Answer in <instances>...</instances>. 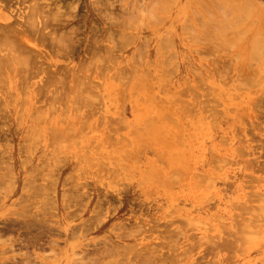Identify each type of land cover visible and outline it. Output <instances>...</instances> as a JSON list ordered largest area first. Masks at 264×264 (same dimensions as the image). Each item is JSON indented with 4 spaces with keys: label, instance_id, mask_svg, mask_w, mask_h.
I'll use <instances>...</instances> for the list:
<instances>
[{
    "label": "rangeland",
    "instance_id": "1",
    "mask_svg": "<svg viewBox=\"0 0 264 264\" xmlns=\"http://www.w3.org/2000/svg\"><path fill=\"white\" fill-rule=\"evenodd\" d=\"M0 1V264H264V0Z\"/></svg>",
    "mask_w": 264,
    "mask_h": 264
},
{
    "label": "bare ground",
    "instance_id": "2",
    "mask_svg": "<svg viewBox=\"0 0 264 264\" xmlns=\"http://www.w3.org/2000/svg\"><path fill=\"white\" fill-rule=\"evenodd\" d=\"M4 1H5V2H8L9 0H4ZM16 1H17V0H16ZM0 2H1V1H0ZM2 2H3V1H2ZM20 2H21V0H20ZM23 2H24V0H23ZM40 2H42V0L39 1V4H42V5L45 6V4H43V2H42V3H40ZM46 2H47V0H46ZM46 2H45V3H46ZM236 2H237V1H236ZM47 3H48V2H47ZM19 4H21V3H19ZM31 4H32V3H31ZM31 4H30V5H31ZM37 4H38V3H37ZM33 5H34V4H33ZM33 5H31V7H32V8H31V13L33 12L34 14H31L29 11H28L27 13H30L31 15H35V16H37V15L39 14V12H40V15H43V14H41V13L44 12V11L42 10V7L39 8V5L36 6V7H35V6L33 7ZM49 5H50V4H49ZM52 5H53V3H52ZM238 5H239L240 7H241V6H242V7H244V6H245V7H250V6L253 7V6H254L252 0H241L240 2H238ZM252 5H253V6H252ZM47 6H48V5H47ZM48 7H49V6H48ZM29 9H30V7H29ZM9 10H10V9H9ZM9 10H8V11H9ZM17 10H18V9H17ZM47 10H49V9H46V12H47ZM22 11H23V10H22ZM50 11H51V10H49V12H50ZM9 12H11V10H10ZM18 12H19V11H18ZM35 12H36V14H35ZM49 12H48V13H49ZM27 13H26V14H27ZM20 14H23V13H20ZM20 14H19V15H20ZM45 14H46V15H44V17L47 16V13H45ZM28 15H29V14H28ZM28 15H26V18H29L28 20L33 19L34 22L37 20V19L34 18V17L32 18L31 15H29V16H31V17H29ZM50 15H51V14H50ZM20 16H22L21 18H23V15H20ZM24 17H25V15H24ZM40 17H41V16H40ZM0 18H1V17H0ZM26 18H24V21H25V22H26V20H25ZM37 18H39V17L37 16ZM47 18L49 19V18H51V16L49 17V15H48ZM54 18H55V17H54ZM54 18L52 17V19H54ZM39 19H40V18H39ZM39 19L37 20V21H38V24H40V23H39L40 21H41V24H40V27H39L38 25H37V26H38L40 29H43V30H44V28L46 27V24L49 25V22H47V21H42L41 19H40V20H39ZM50 20H51V19H50ZM50 20H49V21H50ZM54 20H55V22H58L56 19H54ZM54 20H52V21H50V22L53 23ZM24 21L21 22V23L24 24V23H25ZM3 22H4V21H3ZM29 22H30V21H27L26 23L29 24ZM34 22L31 21V24L34 23ZM55 22H54V23H55ZM59 22H61V20H60ZM19 23H20V22H19ZM52 23H51V24H52ZM17 24H18V23H17ZM34 24H35V23H34ZM51 24H50V25H51ZM54 25L57 27L58 24L56 25V23H55ZM19 26H20V24H19ZM27 26H29V25H27ZM52 26H53V25H52ZM55 26H54V27H55ZM61 26H62V24H61ZM10 27H11V28H10ZM10 27H9V23H6V22L1 23V22H0V71H1V72H3L6 68L8 69L9 67H14L16 64L19 65V66H16V67H15V68L18 70L17 67H20V65H25L24 63H26V62L28 61L29 58H30L29 61H31V56H27L28 58H27V60H26V55H24L25 57H24V56H20V54H18V53H17V55H16V53H15L16 50L13 49V48H17V46H18V49H17L18 51H16V52H20L21 55H22L23 51H25L23 54H27V53H26L27 51H29L28 53H31V51H33V50H31V49H32L31 47H30L31 49L27 48L28 46H25V45H23L22 43H21L22 45H21L20 47H19L20 44H19V45L14 44V45L16 46V47H15V46L13 45V42H15L17 39L15 40V39L13 38V36H15V38H17L16 35H18V34H17V32H14L12 26H10ZM29 27H30V26H29ZM34 27L36 28V26H35V25L33 26V24H32V28H34ZM38 27H37V28H38ZM54 27H53V29H54ZM50 28H51V27H50ZM53 29H49L48 32H50V31L53 30ZM33 30L35 31V29H33ZM34 31H33V32H34ZM44 31H45V30H44ZM46 31H47V30H46ZM54 32H55V31H54ZM54 32H53V33H54ZM57 32H58V31H57ZM57 32H56V33H57ZM31 33H32V32H31ZM49 34H50V35H49ZM51 34H52V33H47V36L49 35L50 39L52 38ZM35 35H37V34H35ZM38 36L41 37L40 34H39ZM38 36H37V38H40V37H38ZM45 36H46V35H45ZM45 36H44V37L42 36L41 39L44 40ZM35 37H36V36H35ZM46 38H48V37H46ZM12 39H14V41H13ZM50 39H49V40H50ZM52 39H53V38H52ZM52 39H51V40H52ZM56 39L58 40V38H56ZM59 39H60V38H59ZM19 40H20V39H19ZM49 40H48V41H49ZM57 40L55 41V39H53V41L56 42V44H57V43L60 44V41L58 40V42H57ZM20 42H21V41H20ZM49 43H53V42H52V41H51V42L49 41ZM12 45H13L14 47H13ZM31 46H32V45H31ZM54 46H55V44H54ZM59 46H60V45L57 44L56 47L59 48ZM3 47H4V48H3ZM12 47H13V48H12ZM32 47H33V46H32ZM33 48H34V47H33ZM3 49L5 50V53H6V54L3 53V52H4ZM2 50H3V51H2ZM6 50H7V51H6ZM35 51H37V50H35ZM1 52L3 53V56H4V57L2 56ZM35 53H36V52H35ZM4 54H5V55H4ZM37 54L40 55L38 51H37ZM37 54H36V55H37ZM1 56H2V57H1ZM29 61H28V62H29ZM41 61H42V59H41ZM31 62H32V61H31ZM31 62H30V64H31ZM42 62H43V61H42ZM30 64H29V65H30ZM42 64H43V63H42ZM31 65H33V64H31ZM31 65H30V66H31ZM39 66H41V65H39ZM28 67H29V66L26 65L23 69L26 68L25 70H27V71L29 72L30 69L28 70ZM31 67H32V66H31ZM31 67H30V68H31ZM12 69H13V68L8 69L7 71L12 70ZM23 69H22V70H23ZM25 70H23V71L25 72ZM30 71H31V70H30ZM1 72H0V73H1ZM24 72H23V74H22L23 79H22V78H19V77H18V79H20V80H24V79H25V80H26V79H27V78H26L27 76L30 77V76L34 75L33 72H32L33 74L30 73V75H29V73L26 74L27 72H25V73H24ZM36 72H37V70H36ZM3 73L8 74V73H6V71H4ZM5 74H4V75H5ZM31 74H32V75H31ZM0 75H1V74H0ZM4 75H3V76H4ZM18 75H19V74H18ZM19 76L21 77V75H19ZM24 76H25V77H24ZM0 77H1V79L3 78L2 76H0ZM53 77H54V76H53ZM50 78H51V77H49V80H50ZM5 79H6V75H5ZM47 79H48V78H47ZM52 79L55 80L54 78H52ZM52 79H51V84L53 83L52 85H53V87H54V84H55V83H54V81L52 82ZM57 79H58V77H57ZM57 79H56V80H57ZM3 80H4V79H2V81H3ZM58 80H59V79H58ZM0 81H1V80H0ZM59 81H61V80H59ZM4 82H5V80H4ZM49 82H50V81H49ZM56 82H57L56 85L59 84L58 87L60 86V84H62V85L64 84V83H62V82H60V83H58V81H56ZM78 83H79V81H78ZM62 85H61V86H62ZM61 86H60V87H61ZM71 86H73V85H71ZM56 87H57V86H56ZM60 87H59V88H56L57 90H56V89H55V90L58 91V90L60 89ZM62 87H63V86H62ZM73 87H74V86H73ZM75 88H76V87H75ZM61 90H62V88L60 89L59 92H56V95L58 94L57 97H59V96L61 95V94H60ZM75 90H77V88H76ZM62 91H63V90H62ZM63 93H65V91L62 92V95H63ZM36 94H37V93H36ZM59 94H60V95H59ZM62 95L60 96L61 98H63ZM67 95H68V94H67ZM63 96H64V95H63ZM69 96H70V95H69ZM60 97H59V98H60ZM67 97H68V96H67ZM71 97H72V96H71ZM74 97H77V95H76V96L74 95V96L70 99L71 102H72V100H73ZM65 98H66V96H65L63 99H65ZM68 98H69V97H68ZM74 99H75V98H74ZM73 101H74V100H73ZM139 118H140V117H139ZM119 121H120V120H119ZM111 123H112V121H111ZM115 123H116V122H115ZM121 123H122V122H121ZM100 124H102V123L100 122ZM113 124H114V123H113ZM117 124H119V123H117ZM123 124H124V123H123ZM134 124H135V123H134ZM125 125H126V126H124V127H128V126H127L128 123L125 124ZM135 125H136V124H135ZM135 125H134V126H135ZM140 125H141V123H140ZM121 126H122V125H121ZM134 126L132 125L133 128H132V127H131L130 129L127 128V130H128V131L130 130V132L133 131L134 133H135V132L138 133V130H136V127H134ZM142 126H143V128L146 130L145 127H146V126L148 127V126H150V125H146V126H144V124H142ZM129 127H130V126H129ZM109 128H110V127H109ZM115 128H117V127H115ZM115 128H113L114 131L118 129V128H117V129H115ZM122 128H123V127H122ZM134 128H135V130H134ZM148 128H149V127H148ZM144 129H142V130H144ZM151 129H153V128L151 127ZM123 130H124V129H123ZM142 130L139 129V131H142ZM58 131H59V130H57V131H55V132H57V133H59L60 135H62V133H60V131H59V132H58ZM110 131H111V129H110ZM114 131H113V132H114ZM55 132H53V133H55ZM61 132H62V131H61ZM115 132H116V131H115ZM115 132H114V133H115ZM130 132H128V133H130ZM143 132H144V131H143ZM53 133H52V134H53ZM114 133H113V134H114ZM128 133H127V134H128ZM55 134H56V133H55ZM55 134H53V136H51V138L53 137L52 139H55V138H57V137H58V138L60 137V136H58V135H56V136L54 137ZM113 134H112V135H113ZM144 134H145V133H144ZM50 135H51V132H50ZM50 135H48V136H50ZM129 136H130V135H129ZM131 136H132V135H131ZM125 137H126V136H125ZM125 137H124V138H125ZM132 137H133V136H132ZM132 137H131V138H132ZM126 138H128V137H126ZM126 138H125V139H126ZM131 138H130V139H131ZM128 139H129V138H128ZM152 164H153V163H152ZM147 166H150V168H151V165H147ZM146 169H148V168H146ZM148 170H150V169H148ZM148 170H146V171H148ZM148 172H149V171H148ZM23 184H24V183H23ZM23 186H25V185H23ZM23 186H22V187H23Z\"/></svg>",
    "mask_w": 264,
    "mask_h": 264
},
{
    "label": "crops",
    "instance_id": "3",
    "mask_svg": "<svg viewBox=\"0 0 264 264\" xmlns=\"http://www.w3.org/2000/svg\"><path fill=\"white\" fill-rule=\"evenodd\" d=\"M262 7H263V6H262ZM256 12L258 13V8H257Z\"/></svg>",
    "mask_w": 264,
    "mask_h": 264
}]
</instances>
